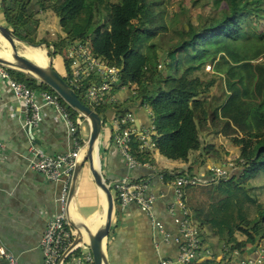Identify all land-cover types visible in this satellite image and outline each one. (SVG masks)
<instances>
[{"label": "trees", "instance_id": "obj_1", "mask_svg": "<svg viewBox=\"0 0 264 264\" xmlns=\"http://www.w3.org/2000/svg\"><path fill=\"white\" fill-rule=\"evenodd\" d=\"M171 4L172 0H2L1 11L15 36L35 43L29 30L34 15L51 10L66 34L61 42L54 43L55 56L64 55V48L73 41L89 39L95 56L120 69L112 95L119 86L128 87L125 102L94 109L105 119L109 109L121 112L128 105H147L151 111L148 117L154 122L152 141L167 158L187 160L190 151L202 148L201 128L213 131L219 125L223 136L238 132L248 136L226 177L184 189L186 204L200 232V254L210 234L228 250L246 253L248 245L256 248L264 239V30L260 28L264 0H230L229 9L220 16L201 12L195 20L187 19L177 32L179 40L159 56L150 40L159 30H167L166 17L171 24L176 22L174 8L172 16L166 14ZM248 22L253 25L250 35L244 29ZM60 62V70L53 66L67 80L69 61L64 57ZM206 65L219 77L205 82L203 94L196 98L198 93L191 86L197 87L198 79H189L190 86L186 80ZM10 73L30 88L57 96L72 120L78 116L79 112L48 85L17 69ZM214 84L215 91L209 95ZM74 89L87 104L83 87ZM135 155L141 162H152L147 148ZM223 164L227 167L226 162ZM160 172L166 178L173 176L166 170ZM187 172L194 173L191 166ZM183 173L175 171L177 175ZM236 231L245 239L238 241ZM196 260L190 264H217L213 259Z\"/></svg>", "mask_w": 264, "mask_h": 264}, {"label": "crops", "instance_id": "obj_2", "mask_svg": "<svg viewBox=\"0 0 264 264\" xmlns=\"http://www.w3.org/2000/svg\"><path fill=\"white\" fill-rule=\"evenodd\" d=\"M1 4L2 0H0V24L7 27ZM5 48L6 44L0 35V52H3ZM56 61L55 66L57 70H60L63 64L59 60ZM123 91H115L113 94L118 103L126 100L128 90ZM127 108L135 110L136 120L139 123V126H136L138 130L153 132L155 135L154 127L151 129L154 122L149 119L150 115L144 107L128 105ZM42 111L44 118L38 127L30 128L25 125L22 105L12 98L0 80V139L6 143L4 155L0 157V245L12 253L19 264H43L39 243L47 220L58 211L57 199L61 189L59 183L45 179L28 167L31 158L28 147L33 143L46 152L56 155L67 152L72 145L71 134L63 120L49 106H43ZM89 130V122L84 119L77 135L86 140ZM109 132V128L103 125L98 142V159L103 175L111 180L126 175L128 170L111 146ZM203 136L208 138L212 136V133L208 132ZM203 139L204 137L200 136V141ZM201 145L203 148L202 142ZM148 151L152 168H139L130 173L133 177L147 176L152 179L156 183V193L162 191L157 184L156 172L166 170L171 173L185 170L188 168L187 165L192 167L188 158L187 160L167 158L156 146H150ZM213 163L208 160L203 164L198 162L200 169L204 166L208 168L209 165L223 166L224 162ZM198 170L194 168L193 171L197 173ZM208 173L209 170L206 174L209 175ZM166 192L168 196L164 200H157L156 213L165 228L174 234L176 226L173 223V216L167 211L171 201V189L167 188ZM105 208V196L95 185L85 165L76 181L74 194L69 199L68 217L77 226L82 227L85 224L90 231H94L104 221ZM154 232L149 216L135 204L128 205L124 211H116L112 218L111 232L107 238V255L110 264H158ZM85 235L83 233L84 240H86ZM240 239L242 238L237 240L241 241ZM211 243L215 241L208 237L203 246L206 249L204 248V253H201L196 261L213 259L217 264H228L227 257L233 251L228 254L215 253ZM242 251L237 252L238 259H244L252 254V252ZM166 252L171 256L176 255L177 247L174 244L168 246ZM0 264L4 262L0 261Z\"/></svg>", "mask_w": 264, "mask_h": 264}, {"label": "built area", "instance_id": "obj_3", "mask_svg": "<svg viewBox=\"0 0 264 264\" xmlns=\"http://www.w3.org/2000/svg\"><path fill=\"white\" fill-rule=\"evenodd\" d=\"M86 42V40L81 41L68 47L66 55L69 61L67 81L73 88L83 87V96L92 108L103 104L117 103L115 97L110 93V89L118 79L120 69L108 65L105 60L95 56L90 50L92 46L89 49ZM11 69L13 68L0 63V80L12 98L22 105L25 125L30 128L38 127L44 118L42 107L49 106L63 120L71 134V148L62 154H50L33 143L28 147L31 156L28 167L41 174L45 179L59 183L61 186L57 199L58 211L47 220L39 243L43 264H57L75 235L73 228L68 223L69 187L74 168L85 150L86 140L81 139L77 132L82 120L86 118L78 114L75 120H72L57 96L47 90L30 88L25 83L14 79L10 73ZM146 107L144 106L145 111L151 115L150 110ZM109 111L105 115L107 128L110 130L109 140L128 170L126 175L107 182L113 196L115 212L124 211L128 205L135 204L149 216L155 230V250L158 255V264H190L200 255L202 246L197 224L193 221L186 204L184 189L187 186L207 183L213 178L226 177L227 169L231 165H227L228 168L225 167V164L223 166L212 165L210 175L189 173L184 170L183 174L178 175L171 172L170 174L173 176L166 178L165 174L156 172L157 184L162 189L161 192L156 193V183L152 179L147 176L133 177L130 173L139 168H152L149 162H141L135 154L145 148L149 149L150 146H155L152 141L153 132H143L137 129L136 112L133 109L126 108L121 112L109 109ZM105 119L102 118V124ZM153 127L152 123L151 129ZM135 146H137L136 149ZM5 149L6 143L0 139V157L4 155ZM167 188L171 189V201L167 211L173 216V223L176 226L174 234L165 228L156 213L157 200H164L168 196ZM173 244L177 247V252L176 255L171 256L166 252V248ZM233 253L236 254L237 251L233 250L232 254L227 257L228 264H264V245L258 247L256 258L247 256L244 259H238L232 256ZM0 261H3L4 264H19L17 258L1 245ZM62 264H94L87 241L68 252Z\"/></svg>", "mask_w": 264, "mask_h": 264}, {"label": "rangeland", "instance_id": "obj_4", "mask_svg": "<svg viewBox=\"0 0 264 264\" xmlns=\"http://www.w3.org/2000/svg\"><path fill=\"white\" fill-rule=\"evenodd\" d=\"M116 1L117 0H110V2H116ZM172 3L173 4L167 6L166 14L167 16H172L174 13L173 11V8H174L175 12H177L176 22L174 24H171V19L169 20L167 19L169 17H166L165 23L167 26V30H162V29L159 30L156 33L155 37L150 40V42H154L156 52L159 56L165 53L166 50H169L173 46V44H175L179 40V36L177 32L180 29V26L184 24L187 21V19L190 18L191 20H195L196 17L199 16L201 12H215L220 16L222 12L229 9V6H230V0H172ZM216 5H217V8H216ZM34 18H35L34 22L32 23V26L29 30H30V33H32L31 34L32 37L34 38L33 42L38 43L39 46L32 47L24 41L17 42L16 46H17L18 51L25 54V51L28 49H32V50L41 49L45 52L47 59H49V57L53 55L54 64L57 63L56 59L62 61V59H64L65 57V59L68 60L66 58V55L68 54V47L71 45H75L81 41L80 40L73 41L67 48H64L63 50L64 55L62 53L61 56H55L54 43L61 42V39L66 36V34L63 32L61 28L59 18L49 9H45L44 11L37 12L34 15ZM260 21H261L260 28L261 30H264V19H260ZM244 29H246V31L249 32V35H250V31L253 30V25L250 22L245 23ZM86 41H87L86 43L88 44L87 46L90 49L91 42L89 39H87ZM244 41H246V39H244ZM4 42L6 44V48L3 50V52L10 53L9 45L7 44L5 40ZM218 77L219 75L214 73L212 66L211 67L206 66L200 70L194 71L191 74V76L187 78L186 84L190 86L189 79L190 80L196 79V78L198 79L199 81L198 86L196 87L195 85L194 86L192 85L191 88L192 90L198 93V96H196V98H199L203 94L202 92L205 86V82L211 79H214V78L217 80ZM112 88L113 86L110 89V93H111ZM127 88L128 87L126 85H122V86H119L116 91L124 90L123 92H125V90H128ZM131 89L134 90V87L132 86ZM214 91H215V84L209 88V91L207 93L209 95H212ZM121 102L122 100L119 103L121 104ZM146 108L150 110L148 106ZM105 124H106V127H108L106 119L104 121V124H102V129H103V125ZM215 128L217 130L212 129L213 131L207 130L205 128H201L199 129V132H198L199 138L200 136L204 137V139L201 140L200 142H202V144L206 147L208 146H212V147H208V149H203L200 147L199 149L192 150L189 153L188 161L190 162V165H192L193 170L194 168H197V170L199 169L197 173L202 172L203 174H206L207 170L210 171V169L212 168V165H209L208 168L204 166L200 169L198 162H200L201 160H204V162L208 160L209 162H212V163L221 162V164L223 162H226L228 163L227 165L234 166L233 162L239 157L241 153V148L245 145L244 141L248 139V136H246L243 132H238V134H233L230 136L222 137L223 135L220 132H218V128H220V126L217 125L215 126ZM88 132H90V130ZM208 132H211L212 136H209L208 138L206 136H203V135H207ZM186 167H189V165H187ZM187 169L188 168H186L185 170ZM261 195H262L261 200L264 202V190L261 193ZM208 236L213 238L215 241V243H211L212 249L213 250L215 249V253L217 252L218 254H228L229 252H231L230 250H228L227 246L222 244L223 243L222 241H219L217 236H212L211 234ZM234 236L236 237V239L238 238H242L240 240L245 239V236L238 231L235 232ZM263 245H264V239L260 241L259 245L257 246V249L258 247H262ZM230 246L231 245H229V247ZM257 249L256 248L254 249L252 245H248L245 250L247 252H252V254L249 256H255L256 258L258 256L256 254ZM237 252H240V250H237ZM232 256L237 258L238 255L237 253L236 254L233 253Z\"/></svg>", "mask_w": 264, "mask_h": 264}, {"label": "water", "instance_id": "obj_5", "mask_svg": "<svg viewBox=\"0 0 264 264\" xmlns=\"http://www.w3.org/2000/svg\"><path fill=\"white\" fill-rule=\"evenodd\" d=\"M0 35L9 45L11 54V59L0 56V63H3L13 69L23 71L26 74L37 78L40 82L48 85L59 95V97H61L64 102L79 112L80 115L84 116L90 125V132L85 144V150L82 158L77 162L72 174L69 187V199L74 194L76 181L82 168L87 165L95 185L100 188L105 196L106 208L104 221L94 231H90L87 225L84 224L82 227L77 226L68 217V223L73 228L75 235L72 243L63 253L57 264H62L67 253L75 249L84 241H87L89 245L94 264H110L107 255V238L111 232L112 218L115 214L114 200L111 190L107 184L108 179L101 171L99 159L98 163L94 164V153H96L97 158L99 153L98 142L102 131V118L94 108L79 98L73 86L54 68L53 55L49 57L48 62L45 65L38 64L24 53L18 51L16 43L23 41L15 36L10 28L0 24ZM28 44L32 47L39 46L38 43L29 42ZM135 124L137 127L139 126L138 120H136ZM83 233L86 234V240H84Z\"/></svg>", "mask_w": 264, "mask_h": 264}, {"label": "bare ground", "instance_id": "obj_6", "mask_svg": "<svg viewBox=\"0 0 264 264\" xmlns=\"http://www.w3.org/2000/svg\"><path fill=\"white\" fill-rule=\"evenodd\" d=\"M9 48V47H8ZM27 49V47H26ZM10 51V50H9ZM11 54L9 52H6V53H2L0 52V56H3L7 59H11ZM25 55H27L30 59H32L33 61L37 62L38 64H41V65H45L47 62H48V59L46 58V55H45V52L41 49H28L25 51ZM98 163V158H97V155L96 153H94V164H97ZM104 204V203H103ZM104 208V207H103ZM72 209V208H70ZM72 211V210H71ZM72 214V213H71ZM104 214V212H103ZM104 217V215H103ZM102 218V217H101ZM100 218V219H101ZM104 219V218H103ZM100 221V220H99ZM103 222V221H102ZM92 224H95L97 222H91ZM99 223V222H98ZM97 223V224H98ZM101 223V222H100ZM97 226V225H96ZM96 226L94 228H96ZM86 236V235H85Z\"/></svg>", "mask_w": 264, "mask_h": 264}, {"label": "clouds", "instance_id": "obj_7", "mask_svg": "<svg viewBox=\"0 0 264 264\" xmlns=\"http://www.w3.org/2000/svg\"><path fill=\"white\" fill-rule=\"evenodd\" d=\"M207 66V65H206Z\"/></svg>", "mask_w": 264, "mask_h": 264}]
</instances>
